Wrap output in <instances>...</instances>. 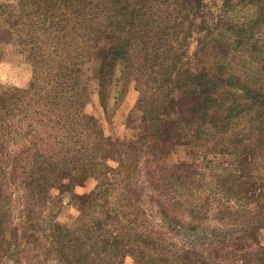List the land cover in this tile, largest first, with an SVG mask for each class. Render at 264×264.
Here are the masks:
<instances>
[{"label":"trees","instance_id":"obj_1","mask_svg":"<svg viewBox=\"0 0 264 264\" xmlns=\"http://www.w3.org/2000/svg\"><path fill=\"white\" fill-rule=\"evenodd\" d=\"M246 2L254 8V14L250 19L228 25L235 29V35L227 39L226 52L221 57L213 46L219 41L221 31L215 35L213 31H206L195 48L189 50L186 35L203 21L199 18L196 22L192 16L193 9L194 13L199 12V0L26 1L32 3L36 19L28 35L34 77L27 90H15L20 93L8 97L12 101L10 107L16 109L19 101L27 108L34 97L38 96L34 105L42 99L46 110L36 112L46 119L40 124L50 129L46 140L53 147L48 151L36 147L45 140L38 139L34 125H27L26 131L16 128L7 132L15 138L20 135L22 139L30 138L21 152L25 163L19 167L23 177L21 185L28 192H35L46 188L43 180L47 176H51L52 182H58L65 177L74 179L76 175L72 172L99 181L95 191L82 197L78 205L81 218L88 216L90 223L73 229L54 227L51 240L60 262L112 264L110 260L129 250L131 242L133 250L142 253L140 247L145 238H149L145 232L136 231L138 221L144 222L145 216L137 192L139 186H143L140 182L144 179L140 170L142 161L149 164L153 172L150 182L161 198L164 217L175 222V226H179L176 217L182 213L191 221L204 223L200 214L206 203L200 204L201 197H194L197 181H180L176 173L163 165L166 153L161 147L162 140L200 146V151L206 154H227L240 160L249 158L252 164L259 161L258 176L264 194V45L261 43L264 40L257 42V29L248 35L254 27L264 28V0ZM105 32L114 40V45L103 55L100 75L106 88L105 95L100 96L105 114L109 111V99L117 105L126 81L132 78L139 92L138 105L144 113L143 133L135 142L115 145L118 148L116 159L107 152V145L114 144L99 129L97 120L84 115L85 99L79 77V66L94 41ZM245 43L247 54L242 64L230 61ZM110 62L113 63L111 69ZM39 75L43 78L37 85ZM190 98L194 100L191 119L178 116L170 123L165 121L169 111ZM21 108L19 106L13 114L29 115ZM3 119L1 122L5 124ZM237 122L241 126L234 129L233 123ZM10 127L5 124L2 130ZM0 152L2 154V147ZM110 158L117 161L113 169L106 164ZM16 163L15 160L13 165ZM228 171L229 180L220 182L221 189L235 194L226 195L227 200L236 197L238 201L242 196L237 189H243L245 182L237 173ZM206 201L209 203L208 198ZM252 220L255 218L249 225L243 222L250 232L257 227L252 226ZM4 221L5 215L0 212V224ZM238 222L234 218L229 223ZM6 229L7 225L0 229V234ZM126 229L136 232L127 235ZM208 233L210 238H218V243L225 234L211 228ZM182 253L178 257L170 255L168 259L174 264H192L189 258L192 252L184 250ZM201 254L205 262L211 258V251L203 250ZM212 256L217 258L218 255L213 252ZM158 258L154 252L147 262L168 264L167 259Z\"/></svg>","mask_w":264,"mask_h":264},{"label":"rangeland","instance_id":"obj_2","mask_svg":"<svg viewBox=\"0 0 264 264\" xmlns=\"http://www.w3.org/2000/svg\"><path fill=\"white\" fill-rule=\"evenodd\" d=\"M26 1L0 0V147L3 148L2 154L0 152V212L1 215H5L6 221L0 224V229L7 225L6 231L0 234V264H64L56 257L55 245L52 244L54 227L73 229L81 227V224L90 223L88 216L81 218L78 205L84 199L82 197L95 191L99 181L95 177L72 172V175H76L74 179L65 177L58 182H52L51 176H47L43 180L46 188L35 192L30 193L21 185L23 177L20 176L19 167L25 165L21 159V152L30 138L22 139L21 135L15 138V135H8L7 132L16 128H19V131H26L27 125H34L37 127L34 133L38 139L45 140L43 143L38 142L36 147L44 148L45 151L53 147V144L46 140L50 129L40 124L41 120L46 121V119L36 112L46 110L47 106L42 99L41 103L34 105L38 96L34 97L27 108L24 107L23 101H19L17 104L22 107L21 110L26 109L29 115H18L19 118H17L18 116L13 113L19 110V106L17 109L10 107L12 101L8 97L11 94L17 96L20 93L15 90H27L34 77L33 51L32 45L28 42L30 39L28 35L36 25V19L32 13L34 9L32 3H26ZM197 10H199L198 13L196 11L197 14L194 13V9L192 10L194 20L197 22L201 18L203 21L192 28L191 34L186 35L189 50L192 51L195 48L198 39L206 31H213L214 35L221 31L218 36L219 41L213 44L217 51L219 50L221 57L226 52L224 46L227 45V39L235 35V29L229 28L228 25L250 19L254 14V8L250 7L246 0H199ZM182 12L179 15H182ZM255 29H257V42H261L264 40V28L254 27L248 35L254 33ZM261 43L264 45V41ZM112 45L114 40L107 32L94 41L85 61L79 66V77L83 84L81 90L85 99L84 115L97 120L99 129L110 143L114 144L107 145V152L116 159L118 148L115 145L135 142L143 133L144 113L142 107L138 105L139 92L135 79L132 78L129 82L126 81L125 91L120 93L122 96L117 105L113 104V100H105L108 101L109 108L108 113L105 114L100 96L105 95L106 88L101 82L100 75L103 55ZM246 47L245 43L240 52L235 51L230 61H240L242 64V59L247 54ZM112 64L110 62V69ZM237 69L239 70V67ZM38 77L37 85H40L43 76ZM36 91L39 93V88ZM193 103V98H190L184 104L176 106L165 115V121L170 123L178 116L191 119ZM8 115L10 117L6 118ZM2 119L6 126H11L5 131L2 130L5 127V124L1 122ZM240 126V122L233 123L234 129H239ZM161 147L166 153L163 165L176 173L180 181L184 179L190 182L197 181L194 190L198 189L194 192V197H201L200 204L206 203L200 214L204 223L191 221L184 213L176 217L179 226H175V222L165 218L161 211V198L150 182L153 172L149 164L146 165L142 161L140 170L144 174V179L142 178L140 182L143 186H139L137 192L141 199L140 205L144 207L145 216L144 222L138 221L136 231L145 232L149 238H145L140 247L142 253L133 250L131 242L129 250H124L126 251L124 254L112 258L110 262L112 264H149L147 261L155 252L159 255L158 259L163 261L167 259L168 264H174L168 257L173 254L178 257L184 250H188L192 252L189 257L192 264H218L219 262L221 264H264V194L261 187L262 181L258 176L260 162L252 164L249 158L240 160L236 156L227 154H206L200 151L202 149L200 146L195 147L187 143L173 144L162 140ZM112 158L108 159L106 164L113 169L117 161ZM15 160L17 163L14 166ZM150 166L155 167L153 164ZM228 170H232L234 174L237 173L245 182L243 189H237L242 196L238 201L234 199L236 197L227 200L226 195L235 194L226 192L224 188L221 189L223 184L220 182L229 180ZM207 198L209 203L205 202ZM217 206L219 209L216 208ZM219 214H222L220 218ZM234 218L240 222L229 223ZM252 218L255 220H252L254 225L252 223L251 225L257 226L254 232H250L247 226ZM11 228L15 231H11ZM210 228L225 233L221 243H218V238L209 237ZM136 231L126 229L124 232L132 235ZM203 250L211 251V258L207 262L201 258ZM213 252L219 258L212 256ZM175 255L171 257V260L176 257Z\"/></svg>","mask_w":264,"mask_h":264}]
</instances>
